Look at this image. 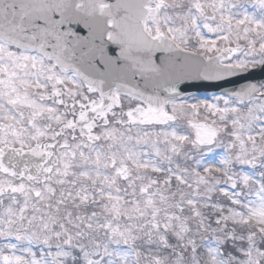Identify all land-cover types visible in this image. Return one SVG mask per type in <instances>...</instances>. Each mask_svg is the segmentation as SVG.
Wrapping results in <instances>:
<instances>
[{
  "label": "snow or ice",
  "instance_id": "1",
  "mask_svg": "<svg viewBox=\"0 0 264 264\" xmlns=\"http://www.w3.org/2000/svg\"><path fill=\"white\" fill-rule=\"evenodd\" d=\"M258 73L264 0H0V264H264Z\"/></svg>",
  "mask_w": 264,
  "mask_h": 264
},
{
  "label": "water",
  "instance_id": "2",
  "mask_svg": "<svg viewBox=\"0 0 264 264\" xmlns=\"http://www.w3.org/2000/svg\"><path fill=\"white\" fill-rule=\"evenodd\" d=\"M257 78H264V73H258L257 74ZM191 91L192 92H196L197 89L196 88H192ZM209 91H220V89H218V88H212V89H209Z\"/></svg>",
  "mask_w": 264,
  "mask_h": 264
}]
</instances>
